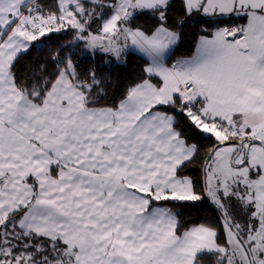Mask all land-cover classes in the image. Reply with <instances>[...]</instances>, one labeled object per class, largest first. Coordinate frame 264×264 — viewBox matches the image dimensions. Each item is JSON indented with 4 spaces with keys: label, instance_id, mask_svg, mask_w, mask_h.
Segmentation results:
<instances>
[{
    "label": "snow or ice",
    "instance_id": "6c2138e0",
    "mask_svg": "<svg viewBox=\"0 0 264 264\" xmlns=\"http://www.w3.org/2000/svg\"><path fill=\"white\" fill-rule=\"evenodd\" d=\"M80 43L148 62L113 92ZM0 264H264V0H0Z\"/></svg>",
    "mask_w": 264,
    "mask_h": 264
},
{
    "label": "trees",
    "instance_id": "16d2710c",
    "mask_svg": "<svg viewBox=\"0 0 264 264\" xmlns=\"http://www.w3.org/2000/svg\"><path fill=\"white\" fill-rule=\"evenodd\" d=\"M177 2V0H174ZM178 6V3H177ZM175 18V15L174 17ZM136 23L139 24H151V20L148 17H138ZM198 20H189L183 27L180 29L181 38L178 44L174 47L171 52L169 63L174 62L179 57H190L194 51L197 43V37L201 33L198 31ZM233 24H243L246 23L245 20L242 19H233L231 21ZM95 27V26H94ZM59 39L61 43H66L71 39V35L67 36H54L53 40ZM83 43L79 44V47L73 45V51L76 52V56L74 59L79 63L81 70L86 68H96L98 71L110 78L112 82V91L115 92L117 89L123 90V88L137 80L141 74L144 65L148 62V60L142 55L128 51L117 60L114 57L104 55L101 53H95L88 51H81L83 49ZM48 49H34L30 56H25L22 58L21 63L17 65L18 68H22L24 65L28 64L31 60L36 59L37 57H43L47 54ZM67 51V49H66ZM210 141L202 140L201 141V155L197 158V161L192 165L188 166L186 170L187 175H191L195 177L197 180H202L203 171V157L206 149L210 146ZM183 214V221L191 225L193 223H204L208 221H214L217 213L214 208L207 201H201L196 204L195 207L186 206L181 209Z\"/></svg>",
    "mask_w": 264,
    "mask_h": 264
},
{
    "label": "crops",
    "instance_id": "0c3cea01",
    "mask_svg": "<svg viewBox=\"0 0 264 264\" xmlns=\"http://www.w3.org/2000/svg\"><path fill=\"white\" fill-rule=\"evenodd\" d=\"M128 51L136 52V53L142 55L143 57H145V58L147 59V57H146L143 53L139 52V51H138L137 49H135V48H131V47H129L128 49H126V52H128ZM147 60H148V59H147Z\"/></svg>",
    "mask_w": 264,
    "mask_h": 264
},
{
    "label": "rangeland",
    "instance_id": "374dc122",
    "mask_svg": "<svg viewBox=\"0 0 264 264\" xmlns=\"http://www.w3.org/2000/svg\"><path fill=\"white\" fill-rule=\"evenodd\" d=\"M92 52V51H91Z\"/></svg>",
    "mask_w": 264,
    "mask_h": 264
}]
</instances>
